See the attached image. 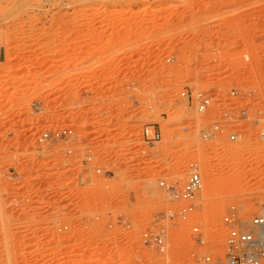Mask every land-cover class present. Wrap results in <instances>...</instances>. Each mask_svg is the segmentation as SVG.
Masks as SVG:
<instances>
[{
	"label": "rangeland",
	"instance_id": "374dc122",
	"mask_svg": "<svg viewBox=\"0 0 264 264\" xmlns=\"http://www.w3.org/2000/svg\"><path fill=\"white\" fill-rule=\"evenodd\" d=\"M183 90H236L253 121L202 141L212 117ZM148 125L160 140L141 154ZM59 127L75 138L43 137ZM189 162L205 243L171 221L161 255L140 235L178 205L159 179L181 187ZM230 206L264 212V0H0V264H196L222 255Z\"/></svg>",
	"mask_w": 264,
	"mask_h": 264
},
{
	"label": "built area",
	"instance_id": "2783aa9c",
	"mask_svg": "<svg viewBox=\"0 0 264 264\" xmlns=\"http://www.w3.org/2000/svg\"><path fill=\"white\" fill-rule=\"evenodd\" d=\"M236 90H231L227 95L218 97L211 93L200 91L183 90L180 98L186 106L192 108L198 115H210L211 121L200 132L202 141L211 142L218 137L224 136L227 141H236L242 135L239 130L244 125L250 126V106L247 101L239 99ZM241 101V103H240ZM43 137H49L54 141H67L75 138L72 128L59 127L49 132H44ZM160 140L159 129L154 125L144 126L140 132L141 145L138 152L144 154L146 148L153 149L154 143ZM93 156L81 159L80 164L85 167L87 161L93 160ZM107 165H99L93 170L101 174L109 173ZM159 188L173 202H177L174 208H167L156 212L150 225L140 235L141 244L152 249L158 254H166L169 250L167 240V225L171 221H181L189 224L192 236L197 245L205 243V236L197 226L199 205L195 202V196L202 189V178L199 165L189 162L187 165L186 178L181 187L173 182L159 179ZM248 226H247V225ZM112 224L109 223L108 226ZM114 225L125 228L127 221L120 215L114 218ZM222 228L225 230L223 238L224 248L220 256H212L209 253L196 255V264H264V212H257L251 216L248 222L241 223L237 218V210L230 206L222 217ZM156 264H182L179 259H170L165 263Z\"/></svg>",
	"mask_w": 264,
	"mask_h": 264
},
{
	"label": "bare ground",
	"instance_id": "6f19581e",
	"mask_svg": "<svg viewBox=\"0 0 264 264\" xmlns=\"http://www.w3.org/2000/svg\"><path fill=\"white\" fill-rule=\"evenodd\" d=\"M85 10V9H84ZM80 11V10H79ZM82 60V59H81ZM79 62V61H78ZM223 155V154H222ZM210 161V160H209ZM209 161H207L206 160V162H205V164L207 165L208 163H210ZM204 165V164H203ZM94 253V252H93ZM73 254V253H72ZM71 253H70V255H72ZM90 257V256H89ZM109 262V261H108ZM110 263H112V264H115V263H117V261L115 260V259H110Z\"/></svg>",
	"mask_w": 264,
	"mask_h": 264
}]
</instances>
